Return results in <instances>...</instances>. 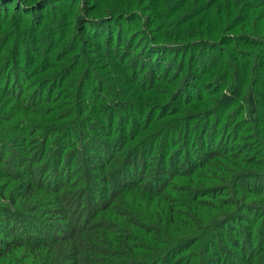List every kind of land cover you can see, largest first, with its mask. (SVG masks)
<instances>
[{
	"label": "trees",
	"instance_id": "16d2710c",
	"mask_svg": "<svg viewBox=\"0 0 264 264\" xmlns=\"http://www.w3.org/2000/svg\"><path fill=\"white\" fill-rule=\"evenodd\" d=\"M222 1L0 0V264H264V25Z\"/></svg>",
	"mask_w": 264,
	"mask_h": 264
},
{
	"label": "rangeland",
	"instance_id": "374dc122",
	"mask_svg": "<svg viewBox=\"0 0 264 264\" xmlns=\"http://www.w3.org/2000/svg\"><path fill=\"white\" fill-rule=\"evenodd\" d=\"M228 2V1H227ZM227 2H224V1H222V0H218V6H219V14L218 15H220V16H222L221 14H223V13H225L226 12V7H227ZM230 3V2H229ZM252 3V6L253 7H255L256 8V12H255V15H254V17H255V19H254V22L255 23H257V20L259 19L262 23H263V25H264V0H258L257 2H255V1H252L251 2ZM251 6V7H252ZM34 11V10H33ZM181 13V21H180V23H179V26L181 25L182 27H183V31H186V32H189V29L191 28V27H189V21H187V19L189 18V17H191V15H190V13H184V12H180ZM223 17V16H222ZM196 22H197V20H196ZM1 23V22H0ZM180 26V27H181ZM193 29H196V27H192ZM23 99L25 100L26 99V96H24L23 97ZM23 229H25L24 228V226H23ZM23 232H26V229L25 230H23Z\"/></svg>",
	"mask_w": 264,
	"mask_h": 264
}]
</instances>
